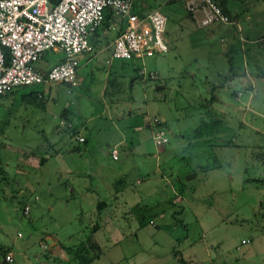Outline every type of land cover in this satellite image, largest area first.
Instances as JSON below:
<instances>
[{
    "label": "rangeland",
    "instance_id": "1",
    "mask_svg": "<svg viewBox=\"0 0 264 264\" xmlns=\"http://www.w3.org/2000/svg\"><path fill=\"white\" fill-rule=\"evenodd\" d=\"M183 1L134 0L137 11L141 2L164 15L167 49L125 63L123 118L90 100L84 84L50 81L0 96V258L10 248L27 264H80L62 246L90 237L97 247L85 244L82 264H264V36L250 43L257 63L243 52L225 76L217 34L206 38ZM230 2L249 19L248 37L264 35V0ZM60 57L47 49L35 65ZM142 115L164 118L151 130L164 131L163 144L133 129ZM80 123L85 141L74 139ZM118 135L125 140L112 157L101 147ZM24 145L47 156L26 177L13 173V151ZM53 241L63 248L54 256Z\"/></svg>",
    "mask_w": 264,
    "mask_h": 264
},
{
    "label": "built area",
    "instance_id": "2",
    "mask_svg": "<svg viewBox=\"0 0 264 264\" xmlns=\"http://www.w3.org/2000/svg\"><path fill=\"white\" fill-rule=\"evenodd\" d=\"M183 5L196 26L236 25L214 0H184ZM105 9L122 25L110 42L111 57L128 59L167 49L164 15L157 9L138 12L134 0H0V94L50 81L76 84V56L90 49L87 35L101 24ZM107 28L115 29L114 23ZM47 49L61 57L47 68L36 66ZM151 138L155 146L166 141L158 127ZM111 156L115 157V149ZM3 258L10 261L11 255L5 253Z\"/></svg>",
    "mask_w": 264,
    "mask_h": 264
},
{
    "label": "crops",
    "instance_id": "3",
    "mask_svg": "<svg viewBox=\"0 0 264 264\" xmlns=\"http://www.w3.org/2000/svg\"><path fill=\"white\" fill-rule=\"evenodd\" d=\"M230 1L231 0H226L225 2L226 8L228 10L231 9L230 6H232V4L234 3ZM138 9L145 10L144 5L141 2L138 4ZM243 13L244 12H242L241 10L238 13L237 12L231 13V11L229 10V15L236 22V25L229 23V24H210L208 26H202V27L196 26L203 30V35L206 38H211L213 37V35L217 34L218 41H219L218 50L223 52L225 55H226V52L228 51V48L231 46V55H232V59H233V62L236 68L241 67L240 61H241V58L243 59L244 53H246L247 58L252 61L251 54L249 53L250 43L255 42V41L257 42L260 40L261 36H264V35H260V36L258 35L256 37L247 36L245 30L249 26L250 22H249V19L246 21V18H244L242 15ZM185 16L191 18L187 12ZM109 23H114L115 29L107 28V24ZM121 26L122 25H121L120 20H118L114 16L109 17L108 19L105 20V22L100 24L95 31L90 32L87 35V40H88V43L90 44V49L86 52L79 53L76 56L77 66L75 69V77L77 81H76V84H74L78 86L79 88L81 87L82 84H84V87L82 88V90L80 88V90L83 91V93H85L89 97L90 100H97V101L102 102L103 103L102 109H104L107 114L111 115V117L115 116L114 118L116 119L123 118L122 116H124L125 114L122 110L119 111L121 107L119 106L118 102L122 100L121 95H122L123 80H119L118 77L119 76L120 78L122 77L123 67L128 59L138 58V57H131L128 59H118V58H113L110 56V42L112 38L107 40V32L109 30H113L114 35H115L116 32L121 29ZM252 62L254 64L257 63L255 59H253ZM87 66H88V69H87ZM47 67L48 66L45 65L43 68H47ZM88 70H89L90 76L91 77L94 76L95 80H84V77H85L84 74H86ZM261 70L262 69L259 68L258 72ZM137 74L140 75L138 81H140L141 83H144L146 81L144 80L146 78V75H144V72L142 70L141 71L137 70ZM149 74H152V77H150ZM147 77L154 78V75L152 72H149L147 74ZM161 87L162 85L156 84L154 86V89H160ZM250 89H253L252 86ZM6 93L7 92L2 93L0 94V96L5 95ZM233 97L237 98L234 95ZM126 114L128 115L129 112H127ZM159 119L164 120L163 117H160ZM60 120H59V123L63 124V121L60 122ZM152 121L153 120H151L150 122L147 116L142 115L141 122L133 125V129L134 130L142 129L147 134H149V137L151 138V130H152V125H153ZM81 127L84 128L86 126L85 124L80 123L79 129L78 128L73 129V132H75L74 139L77 140L75 136L79 135L83 137L82 141H85L86 137L82 133ZM124 140L125 138H123L121 135H118L116 139L108 143L107 142L103 143V147L101 148L103 150V148H106V146H109L108 148H109L110 155H111L112 149H115V155H117L116 148L119 144L123 143ZM9 146L10 145H6L5 147H9ZM24 148L25 149H23V151L16 152V149H14L13 151V173L14 175L18 174L20 176L26 177V175L30 173L33 168L42 167L47 156L45 154L39 156V154H37L32 148H28L26 145H24ZM156 149L159 150L158 148ZM154 156L156 157L157 153H155ZM3 165L4 167H7L8 163L5 162L3 163ZM2 171H4L3 168L1 169V172ZM139 179L140 177H136L135 181ZM152 186L153 185L148 182L147 187H152ZM170 189L172 193L174 194L173 192L174 189L172 188ZM19 190H20V193L23 191L22 188ZM25 206L26 205H24L23 207ZM26 212H23V208H22V213H26ZM46 236L47 235H44L43 238ZM43 238L41 237L39 238L38 242L40 246L45 245ZM52 239L56 240V237H53ZM54 242L55 241L51 242L47 246L49 247L47 251H50L51 252L50 254L52 256H54L53 254L59 251L58 249L60 250L63 249V248H60V246H57V244ZM56 246L57 248H55ZM63 251L65 250L63 249ZM5 253H9L11 255L10 261L4 260L3 256ZM13 256H14V253L12 252V249L5 248L0 258V264H8V262H12L11 264H27V261L21 258L20 256H18V258L16 259H14ZM40 264H43V263L40 262Z\"/></svg>",
    "mask_w": 264,
    "mask_h": 264
},
{
    "label": "trees",
    "instance_id": "4",
    "mask_svg": "<svg viewBox=\"0 0 264 264\" xmlns=\"http://www.w3.org/2000/svg\"><path fill=\"white\" fill-rule=\"evenodd\" d=\"M220 7H221V9H222V11L223 12H225L228 16H230L229 15V10L226 8V5H225V2H226V0H214ZM136 10V9H135ZM137 11V10H136ZM139 12V11H138ZM109 17H113L112 16V14H111V11L109 10V9H105L104 10V15H103V18H102V21H101V24L103 23V22H105V20L106 19H108ZM97 29V28H96ZM95 29V30H96ZM94 30V31H95ZM116 33H118V31L116 32ZM226 60H227V63H228V70H227V73H225L224 75L225 76H229L231 73V70H233V67H232V65H233V59H232V55H231V46L228 48V51L226 52ZM234 66V65H233ZM262 74V73H261ZM215 116H213V114H209L208 115V121L209 122H214L215 121V119L216 118H214ZM209 122H206L205 120H202L201 122H200V125L202 126H206ZM160 123V121H158V123L157 124H159ZM206 124V125H205ZM199 127V126H198ZM85 244H86V246H96L97 247V245H96V243L94 242V241H91V239H90V237H88V238H86L85 240H83V241H80V243H79V246L77 245L76 247H72V248H66V247H64V246H62L64 249H65V251H68L69 253H71V251H73V252H76V257H80L79 258V261H80V264H82V263H85V259H82L81 257H83V252H85L84 251V248L86 247L85 246ZM88 244V245H87Z\"/></svg>",
    "mask_w": 264,
    "mask_h": 264
},
{
    "label": "water",
    "instance_id": "5",
    "mask_svg": "<svg viewBox=\"0 0 264 264\" xmlns=\"http://www.w3.org/2000/svg\"><path fill=\"white\" fill-rule=\"evenodd\" d=\"M192 176H193V173L191 172V173L186 174L184 177H185V179H188V178H190Z\"/></svg>",
    "mask_w": 264,
    "mask_h": 264
}]
</instances>
